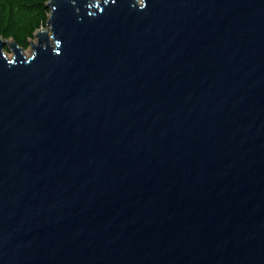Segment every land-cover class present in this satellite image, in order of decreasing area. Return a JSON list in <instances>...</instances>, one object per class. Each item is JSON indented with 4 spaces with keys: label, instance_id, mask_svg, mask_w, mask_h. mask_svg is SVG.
<instances>
[{
    "label": "water",
    "instance_id": "water-1",
    "mask_svg": "<svg viewBox=\"0 0 264 264\" xmlns=\"http://www.w3.org/2000/svg\"><path fill=\"white\" fill-rule=\"evenodd\" d=\"M45 7L0 37V264H264V0Z\"/></svg>",
    "mask_w": 264,
    "mask_h": 264
},
{
    "label": "trees",
    "instance_id": "trees-1",
    "mask_svg": "<svg viewBox=\"0 0 264 264\" xmlns=\"http://www.w3.org/2000/svg\"><path fill=\"white\" fill-rule=\"evenodd\" d=\"M48 0H0V37L11 39L23 50L33 34L45 27Z\"/></svg>",
    "mask_w": 264,
    "mask_h": 264
},
{
    "label": "rangeland",
    "instance_id": "rangeland-1",
    "mask_svg": "<svg viewBox=\"0 0 264 264\" xmlns=\"http://www.w3.org/2000/svg\"><path fill=\"white\" fill-rule=\"evenodd\" d=\"M43 29H47V27L45 26V27H43ZM8 41H11V39H8ZM30 42H33L34 44H36V39H35V38L31 39V40L29 41V47H28L26 50H23L22 54H23L26 58H29V57L32 55V53H33V50H32V48L30 47ZM5 54H6V57H7L8 59H11V58L13 57V53H12L10 50H8V48H5Z\"/></svg>",
    "mask_w": 264,
    "mask_h": 264
}]
</instances>
